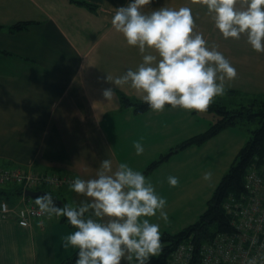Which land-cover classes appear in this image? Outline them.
<instances>
[{
  "label": "crops",
  "instance_id": "0c3cea01",
  "mask_svg": "<svg viewBox=\"0 0 264 264\" xmlns=\"http://www.w3.org/2000/svg\"><path fill=\"white\" fill-rule=\"evenodd\" d=\"M85 1L95 8L91 10L70 0H0V50L7 52H0L1 164L24 166L33 160L37 169L56 168L90 178L98 171L100 161L110 158L114 168L126 161L141 171L160 153L210 123L186 109L188 116L198 123L182 124L183 127L176 129L171 125V121L176 122L171 112L176 107H165L163 111L151 109L139 115L131 108H121V93L131 99H141V94L130 85L117 87L106 79L108 74L118 76L141 60L138 49L128 45L123 34L111 24L117 7L127 0ZM244 3L245 0H238L237 6ZM182 5L192 8L195 31L203 32L209 47H218L233 65L238 52L242 56L256 53L264 57V52H255L243 33L239 39L224 38L212 14L199 0H152L142 10L150 12L161 6L179 8ZM18 21L29 24L26 29L11 32L7 26ZM254 62L258 65L255 74L263 76L264 61L254 58ZM242 74L243 71L239 79H243ZM107 87L115 89L111 99L103 95ZM226 132L225 129L216 136ZM142 134L148 139L142 141L144 146L152 147L148 148L149 152L138 155L135 148L130 149ZM214 137L199 147L173 155L146 176L158 194L176 200H195L196 181L202 180L204 186L202 195L196 193L201 202L199 209L196 207L194 212L187 213L186 207L184 213L180 211L179 218L166 210L167 221L157 222L161 233H173L194 222L204 209L217 184L215 169L223 164L222 161L216 166L211 160ZM243 142L240 137L232 138L224 150L230 155ZM207 170L212 171V177L205 180L203 173ZM192 174L199 176L196 181ZM169 175L177 176L179 183L169 184ZM192 183L186 191L184 186ZM172 188L179 190L172 193ZM69 191L75 199L83 196L73 189ZM188 214L190 219L185 222ZM72 231L56 218L29 228L18 225L14 219L0 218V264H61L76 251L71 246L63 247L64 237Z\"/></svg>",
  "mask_w": 264,
  "mask_h": 264
},
{
  "label": "clouds",
  "instance_id": "9594fccd",
  "mask_svg": "<svg viewBox=\"0 0 264 264\" xmlns=\"http://www.w3.org/2000/svg\"><path fill=\"white\" fill-rule=\"evenodd\" d=\"M152 0H127L117 7L111 19L114 29L135 46L141 60L120 75L106 79L117 87L130 85L141 100L156 111L171 107L204 111L213 98L225 91V78L237 75L236 67L218 47H209L204 33L195 31L193 10L161 6L150 12L142 6ZM212 14L224 38L239 39L245 34L257 52H264V0H199ZM108 99L115 89H103ZM142 139L133 141L142 154ZM212 177V171L203 178ZM175 186L179 178L168 176ZM69 187L90 199L75 206L57 203L51 192L35 199L41 213L66 217L75 230L64 237L63 247L76 249L75 264H150L161 250L160 224L149 217L168 219L167 200L158 194L144 173L126 161L114 168L110 158H103L90 178L76 176ZM243 264H264V252L245 257Z\"/></svg>",
  "mask_w": 264,
  "mask_h": 264
},
{
  "label": "trees",
  "instance_id": "16d2710c",
  "mask_svg": "<svg viewBox=\"0 0 264 264\" xmlns=\"http://www.w3.org/2000/svg\"><path fill=\"white\" fill-rule=\"evenodd\" d=\"M72 3L85 6L89 9H94L95 5L85 0H70ZM31 23V22H30ZM28 21H18L7 28L12 32L26 29ZM1 27V25H0ZM1 53H7L0 50ZM121 108H131L132 112L136 115L142 114L148 110H151L146 102L141 99H131L124 94H120ZM260 101L244 105L241 103L235 106L224 104L221 101L213 99V102L209 104L208 108L204 111L191 109L193 114L196 113H211L213 119L208 126L198 133L185 137L177 144L169 148L166 152L160 154L156 159L150 161L141 171L145 176L150 175L161 163L169 160L173 155L184 151L190 147H199L208 139L218 135L221 131L228 127L235 126L237 124H249L255 122L257 126L250 129V136L243 142L238 149L233 162L230 164L228 170L221 176L217 182L210 197L207 199L204 209L198 215L197 219L179 229L176 232L164 231L161 233V250L155 256L152 257L150 264H170L172 260V253L179 243H194L197 252L202 243L210 241L218 233H230L234 230L232 224L233 216L225 208V205L229 203L231 197H239L240 195L250 194V191L245 188L246 177L249 175L261 178L262 185L264 186V101ZM257 103V104H256ZM165 107H171L166 104ZM43 192H51L57 190V194H53V197L57 199V203L69 204L72 202L73 206L76 205L74 198L71 196L70 191L68 193V185L59 184L57 186L40 184ZM264 189V188H263ZM61 190L63 193L61 194ZM3 193L11 191L16 195L19 194V189H1ZM27 198V197H26ZM5 200V199H4ZM3 199L0 201V210L2 203H6ZM28 201V200H27ZM31 201V198H30ZM29 203V201H28ZM1 219H14L19 224L21 216L18 213L1 212ZM33 218L36 220V224L43 220L55 219L62 222L75 230L74 226L67 222L66 217H56L53 215L49 217L46 213L42 215H32L30 219L27 218L28 227L33 225ZM76 260V251L61 264H74ZM201 258L198 254H194V257L189 264H200Z\"/></svg>",
  "mask_w": 264,
  "mask_h": 264
},
{
  "label": "rangeland",
  "instance_id": "374dc122",
  "mask_svg": "<svg viewBox=\"0 0 264 264\" xmlns=\"http://www.w3.org/2000/svg\"><path fill=\"white\" fill-rule=\"evenodd\" d=\"M255 52H257V51L255 50ZM241 54H242L241 52H238V56L235 58L236 64L234 65L237 69V73L239 71H240V73H238L235 78H232V79L225 78V91H224V93L222 95L215 96L213 99L221 101L224 104L229 103L230 105H233V106H235L238 103H241L244 105H249V104H252V103H255L258 101H260V102L264 101V74H263V76L259 75V77H257L255 72L258 68V65L255 64V62H254V58H257L261 61H264V57H262L260 54L256 55V53H254V55H251L250 57L242 56ZM238 61H240V62H238ZM242 71H243V74H242L243 79H239L238 76L241 75ZM260 102L258 104H260ZM184 110H186V109L176 107V109L171 111L172 115L176 116V119H175L176 122L171 121L172 122L171 125L176 126V129L183 127L182 124H187L190 122L198 123L197 119H194V118L188 116L189 115L188 111L187 110L184 111ZM194 115L199 116V118H207L211 122V113H199L198 112ZM89 116H92V114H90ZM255 126H257V124L255 122L249 123V124H244V123L240 124L239 123L235 126L228 127L226 129L228 132L223 133L224 134L223 136L220 135V136L214 137V139L211 141V144H212L211 145V153H212L211 160H214L216 162L215 163L216 166L218 163L221 164L223 161L222 166L215 169L216 171H218V173L216 174L215 183H217V181H219L221 176L228 170V168L230 167V164L233 162L235 155L238 151L237 150L236 152H233L230 155H228L227 150H224V147L226 146V144H228V142H230L232 138H236V137H240L241 140L243 139V141H245L250 136V129L254 128ZM192 127L193 126H191L189 128V130H191ZM191 135H193V134H191ZM61 137H63V136L61 135ZM153 137L155 139V136H153ZM141 138H143V134H142ZM165 139H166V142H168V139H169L168 136L165 137ZM142 141L143 142L148 141L147 137L143 138ZM215 141H216V143H214ZM150 143H148V145ZM152 143H154V142H152ZM150 146H147V147L145 146L146 147L145 152H143L142 154L149 152L148 148L150 149L152 147V146L151 147ZM104 149H106V147H104ZM133 149H134V146H133V144H131L130 150H133ZM160 154H162V153H160ZM157 157H155L154 159H156ZM147 162H149V161H147ZM94 164H95V162H94ZM6 168H9L10 170L14 171L13 176H8L6 178L5 176L2 175L3 174L2 170L6 169ZM88 170L89 169H87V171ZM15 171H18L19 173H16ZM96 172L97 171H95V173ZM74 177H76V176H74V174L72 175L71 172L64 171L61 169L60 170L56 169V168H53V169H37L34 167L33 160H28L24 164V166H18L16 164H5V165H3L0 163V190L2 188L6 189L7 191H8V189H13V188L14 189L17 188L20 190L19 194H17V195L15 193H12L11 191H9L7 193L6 192L3 193L0 191V201L2 199L3 200L5 199L4 201L6 202V211L12 212L13 214L18 213L20 216L25 215V216H27L28 219H30L32 216L31 210L37 211V210H39V208H38V205L35 204L36 197L28 196L26 194L27 190L42 191L43 188L40 184L42 182L48 180V179L56 180V182H55V184H53V186H57L59 184L68 185L67 190H69V189H71L69 187V184ZM87 177H84V178L86 179ZM198 177L195 174H192V179L194 181H196V179ZM36 178H40V180L36 179ZM201 181L200 182L196 181L197 183L194 185L196 187L195 188L196 191H194V193H195L196 199H198V200L188 199L185 201L184 199H178L179 200L178 201V200L174 199V197H167V195H164V197L167 200L165 210H168L170 212H174L176 214V216H175V214H173V217L175 216L176 218H179V216H181L180 211H181V213H184L187 210V209H184L186 207H188L187 213L194 212L196 207H197V209H199L200 205L198 203H201V202H200L199 196L197 194L202 195L204 192V186H203V183ZM191 186H193V183L190 185H185L184 188L187 191V189ZM197 188H198V190H197ZM178 190H179V188H176V189L172 188L170 190V192L174 193ZM211 192H212V190H211ZM51 193L57 194L58 191L54 190V191H51ZM62 193H63V190H61V194ZM81 197L82 198H77V199L74 198V202L76 204H78L81 200H84V198L90 199L89 197H86L84 195ZM30 198H31V201H30ZM27 200L29 201V203ZM206 201H205V204H206ZM177 202H178V204H177ZM69 205H73L72 202L69 203ZM1 207L3 208L2 205H1ZM0 211L2 212V210H0ZM189 215L190 214H188L187 217L185 218V220H184L185 222L190 219ZM149 219L153 222H159L162 220L159 217L158 212H157V215L149 217ZM33 220L34 221H32V223L36 224V220L34 218H33ZM179 221H180V223H182L181 220H179ZM188 224H190V223H188ZM23 227L29 228L30 226L28 227V225H26ZM181 227L183 228V226H181ZM171 229H173V228H170V230ZM177 230H175V231H177ZM223 233H225V232H223ZM188 245H189L188 248L191 249V251H190L191 258H193L192 250L195 247V244L191 242V244H188ZM25 259H27V258H25Z\"/></svg>",
  "mask_w": 264,
  "mask_h": 264
},
{
  "label": "built area",
  "instance_id": "2783aa9c",
  "mask_svg": "<svg viewBox=\"0 0 264 264\" xmlns=\"http://www.w3.org/2000/svg\"><path fill=\"white\" fill-rule=\"evenodd\" d=\"M3 176H13L14 171L9 168L3 169ZM19 173L18 171H15ZM39 179L40 178H36ZM264 180V179H263ZM56 180L48 179L42 183L55 184ZM246 190L250 194L231 197L225 208L233 216L234 230L230 233H219L210 241L202 243L192 255L198 254L200 264H243L245 257L258 255L264 252V186L261 178L254 175L246 177ZM3 212L6 211V203H2ZM32 215L39 216V210H31ZM19 224L27 225V216L21 215ZM191 244V243H188ZM188 244L180 243L172 253L170 264H189L192 260L191 249Z\"/></svg>",
  "mask_w": 264,
  "mask_h": 264
},
{
  "label": "water",
  "instance_id": "95a60500",
  "mask_svg": "<svg viewBox=\"0 0 264 264\" xmlns=\"http://www.w3.org/2000/svg\"><path fill=\"white\" fill-rule=\"evenodd\" d=\"M41 193H43V191H30V190L26 191V194L31 197H37Z\"/></svg>",
  "mask_w": 264,
  "mask_h": 264
}]
</instances>
